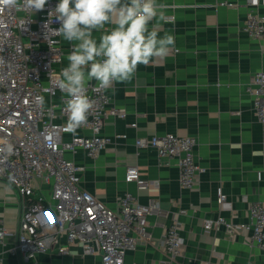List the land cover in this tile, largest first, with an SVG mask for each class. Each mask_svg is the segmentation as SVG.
Returning <instances> with one entry per match:
<instances>
[{"label":"crops","instance_id":"0c3cea01","mask_svg":"<svg viewBox=\"0 0 264 264\" xmlns=\"http://www.w3.org/2000/svg\"><path fill=\"white\" fill-rule=\"evenodd\" d=\"M160 2L166 6L167 19L157 31L161 36L172 34L174 47L166 58L139 65L131 82L115 83L112 103L125 107L127 114L106 120L103 133L111 138L107 147L96 158L84 149L66 156L83 167L81 185L108 207L117 209L127 192L142 204L158 202L156 213L148 215L150 238L127 251L125 264H264V250L252 242L249 231L230 234L224 225L209 230L204 226L206 219L220 215L246 223L251 203L264 202V178L257 179L258 172L264 177V125L247 91L251 77L264 71V35L255 39L245 30L251 9L247 0ZM255 9L264 14V4ZM61 41L64 57L58 70L67 65L71 50L70 43ZM165 133L197 139L194 152L205 172L198 174L191 188L180 183L177 158H159L153 147L137 148L138 137ZM129 165H137L143 177L159 180V185L140 189L127 182ZM35 192L49 200L51 184L36 179ZM19 210L17 190L0 180V229H6L0 257L5 264H26L9 252L17 240ZM175 219L186 244L182 254L172 258L161 239ZM66 244L63 233L51 250L37 255V261L103 264L99 252L85 254L78 241L67 244L68 253H59Z\"/></svg>","mask_w":264,"mask_h":264},{"label":"built area","instance_id":"2783aa9c","mask_svg":"<svg viewBox=\"0 0 264 264\" xmlns=\"http://www.w3.org/2000/svg\"><path fill=\"white\" fill-rule=\"evenodd\" d=\"M58 2L48 0L44 10L34 15L15 8L0 11V180L17 190L20 203L17 240L9 252L20 256L26 264H39L37 255L51 250L64 233L67 244L80 242L85 254L99 252L103 264H125L127 251L150 238L148 215L156 213L158 202L142 204L127 192L119 198V207L112 209L81 185L83 167L66 156L67 152L84 149L96 158L111 141L103 133L106 120L110 116L123 118L127 111L112 103V89H98L92 81L87 94L94 107L86 124L75 133L67 129L64 94L57 87L61 69L56 68L63 61L64 49L61 38L54 35L50 40L56 42L49 46L44 28L49 11ZM220 4L237 6L229 1ZM263 4L264 0H247L251 9L246 15L245 30L255 39L264 35V14L255 9ZM59 26L51 23L52 28ZM247 91L254 99L255 115L264 125V71L251 77ZM40 96L45 99L43 108L38 103ZM66 134L71 135L69 140L64 139ZM196 143V137L176 133L136 139L138 149L153 147L159 158L178 159L184 188H191L198 174L205 172L196 160ZM7 144L12 145L11 154L6 152ZM36 179L51 184L49 200L36 194ZM125 179L135 182L140 189L159 185V180L143 177L137 165L126 168ZM221 201L226 202L224 193ZM249 211L246 223H235L220 215L206 219L204 226L209 230L224 225L230 234L249 231L252 242L264 250V202H252ZM5 233L2 227V242ZM161 243L172 258L182 254L186 243L176 219ZM67 244L61 245L58 252L68 253ZM0 264H5L3 257Z\"/></svg>","mask_w":264,"mask_h":264},{"label":"clouds","instance_id":"9594fccd","mask_svg":"<svg viewBox=\"0 0 264 264\" xmlns=\"http://www.w3.org/2000/svg\"><path fill=\"white\" fill-rule=\"evenodd\" d=\"M47 3L48 0H0V11L15 8L34 15ZM165 7L160 0H59L49 11V20L44 24L49 46L56 42L50 40L53 35L71 44L68 63L61 69L57 83L64 94L70 132L86 124L94 107L87 94L90 82L95 81L98 89H113L115 83L131 82L139 65L169 55L175 38L168 32L161 36L157 31L161 22H166ZM53 21L60 26L52 28ZM38 103L44 107V96L38 97ZM12 151V145L7 144V154ZM262 178L258 172L257 179Z\"/></svg>","mask_w":264,"mask_h":264}]
</instances>
